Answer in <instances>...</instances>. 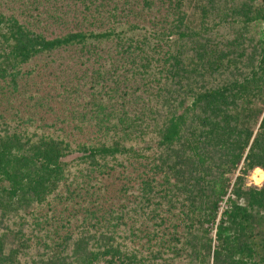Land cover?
<instances>
[{"label": "trees", "instance_id": "16d2710c", "mask_svg": "<svg viewBox=\"0 0 264 264\" xmlns=\"http://www.w3.org/2000/svg\"><path fill=\"white\" fill-rule=\"evenodd\" d=\"M264 0H0V264H264Z\"/></svg>", "mask_w": 264, "mask_h": 264}, {"label": "bare ground", "instance_id": "6f19581e", "mask_svg": "<svg viewBox=\"0 0 264 264\" xmlns=\"http://www.w3.org/2000/svg\"><path fill=\"white\" fill-rule=\"evenodd\" d=\"M251 178L254 179L255 182H260L261 180L264 179V170H262L261 168L253 169Z\"/></svg>", "mask_w": 264, "mask_h": 264}, {"label": "rangeland", "instance_id": "374dc122", "mask_svg": "<svg viewBox=\"0 0 264 264\" xmlns=\"http://www.w3.org/2000/svg\"><path fill=\"white\" fill-rule=\"evenodd\" d=\"M251 174H252V171L247 175V178H246L247 184L248 185L254 184V185L260 186L263 183L264 179L261 180L260 182H255V180L251 178Z\"/></svg>", "mask_w": 264, "mask_h": 264}]
</instances>
